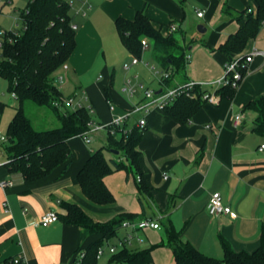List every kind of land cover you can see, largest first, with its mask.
Masks as SVG:
<instances>
[{
	"label": "crops",
	"instance_id": "1",
	"mask_svg": "<svg viewBox=\"0 0 264 264\" xmlns=\"http://www.w3.org/2000/svg\"><path fill=\"white\" fill-rule=\"evenodd\" d=\"M13 1L17 3V0H0V4ZM80 2L78 12L82 14L78 16L82 20L72 19L76 26V45L66 62L67 70L59 68L51 78L61 97L87 99L85 104L92 108L90 114L94 123L108 124L123 118L143 103L140 90L132 97L122 91L128 81L132 87L142 86L157 93L194 82L212 94L214 101L204 102L190 119L183 122L157 109L146 116H129L125 122L130 128H137V122L145 117V126L138 128L142 134L137 146L139 174L145 189H140L136 171H116L103 179L114 198L107 205L89 201L77 180V174L91 152L105 144L104 131L96 133L89 145L80 137L70 139L68 147L72 158L66 170L60 166L34 182L25 181L20 174L8 170L4 145H0V163L3 164L0 182L11 184L0 188V264L19 256L24 264H71L78 249L96 241L98 235L62 221L63 203L78 206L97 223L120 216L133 217L134 221L158 220L160 229L138 231L128 247L133 252L151 249L152 264H174L173 253L166 243L169 228L183 242L211 258L223 257L222 243L236 253L255 251L264 234V150L259 151L264 138L253 132L256 114L245 108L250 102L264 98V23L239 54L226 55L219 51L227 38L244 23L239 14L251 10L252 15H256L255 1ZM27 3H22L20 8L13 3L11 6L21 12ZM140 11L156 28L162 27L163 35L167 34L170 24L177 26L173 36L184 50V57L189 56V61L176 75L168 71L170 82L165 83L162 78L155 81L139 62L131 65L134 57L120 42L115 20L118 17L132 20ZM198 13H202V17H198ZM199 26L204 28V33L197 30ZM20 27L19 18L15 30L8 31L17 32ZM109 43L111 47H105ZM147 51L154 59L149 41L147 48L142 49L144 53ZM107 52L108 59L105 57ZM236 58L250 60L232 99H222L214 82L223 77L224 65ZM124 64L129 65L127 71L123 70ZM159 68L165 72L160 65ZM117 69L126 73L118 85L114 79ZM57 76L63 77L61 83ZM124 79H127L126 83ZM108 102L113 109H109ZM237 116L238 121L235 120ZM214 193L221 195L234 219L224 214L208 215L207 203ZM47 212H55L58 221L47 228L38 226L40 217ZM126 233L119 228L116 237L105 242L103 247L116 245ZM104 255L108 261L111 255L107 250Z\"/></svg>",
	"mask_w": 264,
	"mask_h": 264
},
{
	"label": "trees",
	"instance_id": "2",
	"mask_svg": "<svg viewBox=\"0 0 264 264\" xmlns=\"http://www.w3.org/2000/svg\"><path fill=\"white\" fill-rule=\"evenodd\" d=\"M254 1L257 5L256 15L247 11L239 14L244 23L219 47L223 54H239L248 39L257 35L264 23V0ZM70 8L65 0H29L20 12V29L14 33L7 32L0 50V78L6 82L8 93L16 96L17 102L6 128L4 150L8 162L5 166L28 182L40 180L60 166L65 171L72 158L68 141L88 131L92 122V115L85 107L72 111L53 106L61 94L53 85L52 74L67 62L76 45V30L72 29ZM114 24L121 44L132 57L140 58L141 41L147 39L152 46L155 62L165 72L171 70V74L176 75L184 69V50L178 46L173 33L163 35L162 27L156 28L143 12H137L132 20L118 17ZM239 71L244 75V69ZM235 90L229 86L221 87L218 93L222 99L230 100ZM191 93V97L184 95L177 98L164 111L178 122L190 119L206 102L203 99L206 92L201 87H194ZM27 103L51 110L58 126L36 130L25 112ZM5 106L0 102V113ZM245 109L256 114L253 132L264 138V98L250 102ZM121 130H127V133L120 130H115V136L105 133V144L91 152L77 174L83 195L96 205H107L114 201L103 182L106 176L121 170L140 173L137 146L142 133L136 127H128L126 122ZM112 152H118V155ZM138 185L140 189H145L140 174ZM62 208L65 214L61 219L65 224L99 236L86 248L76 251L75 257L84 253L81 264H97L98 249L116 237L122 222L133 220V217L120 216L106 223H97L74 204L63 203ZM166 243L173 253L174 264H264V234L260 246L251 253H236L222 243L221 259L208 257L183 242L172 228L167 231ZM150 252L151 249L133 252L125 247L111 255L107 263L152 264ZM12 259L6 264H10Z\"/></svg>",
	"mask_w": 264,
	"mask_h": 264
},
{
	"label": "built area",
	"instance_id": "3",
	"mask_svg": "<svg viewBox=\"0 0 264 264\" xmlns=\"http://www.w3.org/2000/svg\"><path fill=\"white\" fill-rule=\"evenodd\" d=\"M248 13H251V10H248ZM202 13H198V17H202ZM73 30H76V26H72ZM177 30V26L175 24H170L168 26V33H174ZM8 31L0 29V50L2 48V42L3 38L7 35ZM13 32V31H12ZM14 33V32H13ZM142 49L147 48L148 41L147 39H143L141 41ZM250 59L248 58H236L227 64L224 65V75L220 80H217L214 82V85L217 88L221 87H227L229 86L232 89H237L243 75L240 73V69H244L246 67L247 62ZM185 61H189V56H185ZM139 62V59L134 57L131 60V65H135ZM129 67L128 64H124L123 68L127 70ZM63 70H67V65L64 63L61 67ZM171 74L169 72L162 73V81L168 80L170 78ZM58 82L63 81L62 76L56 77ZM198 86L194 82H189L180 86H177L176 88L167 89L165 91H160L159 93L155 92L154 90L143 88L142 86H139V88L132 87L130 85V82L128 81L125 86L123 87L122 91L126 93L127 96L132 97L134 96L139 90L142 92L143 96V103L136 106L134 109H132L126 116L123 118H119L116 120L111 121L108 124H97L93 121L89 123V129L85 133H83L80 138L85 144H91L93 140V136L98 133L104 131L105 133L109 132L110 135L115 136L116 131L120 130L122 133H127V130H121L122 125L124 124L125 120L133 115V114H143L144 116L148 115L153 110H161L164 111L167 107L171 106L175 100L181 96L191 97L192 93L191 91L194 89V87ZM11 98L16 100V96L14 94H11ZM203 99L207 102H213L214 96L212 94L205 93L203 95ZM87 102L86 98L77 99L74 97H67L56 100L53 102V106L57 109L63 110H77L81 108H87V110L92 113L91 106H87L85 103ZM109 109H113V105L108 102ZM239 116L235 118L236 121H238ZM137 128L142 129L145 126V117L141 118L137 124ZM0 140L6 143V138L0 137ZM264 150V145H262L259 149V151ZM3 164L0 163V166ZM164 179H167V176H163ZM11 184L9 182H0V188H6L10 186ZM207 213L209 216H219V215H228L230 218L234 219L235 216L231 212V209L223 204L222 197L219 193H214L211 195L208 203H207ZM58 221V215L55 212H47L43 214L39 221L37 222V225L43 228H47L50 225L56 223ZM121 229H124L127 231V233L120 238L118 243L116 245H108L106 249L104 247H101L98 249L96 254V259L100 260L103 256L105 251L107 250L109 255H113L117 253L118 250L130 247L132 244L133 239L135 238V234L138 231H145V230H158L160 229V225L158 220L146 218L139 221H124L122 222ZM84 257V253H79L74 258V261L71 262V264H81L82 259ZM10 264H24L22 261V258L16 257L11 260Z\"/></svg>",
	"mask_w": 264,
	"mask_h": 264
},
{
	"label": "rangeland",
	"instance_id": "4",
	"mask_svg": "<svg viewBox=\"0 0 264 264\" xmlns=\"http://www.w3.org/2000/svg\"><path fill=\"white\" fill-rule=\"evenodd\" d=\"M65 1L71 7L70 8L71 18L73 20H76V22H78V20H82V17H79L82 13L78 12L81 10L80 0H65ZM12 3L14 5L17 4V7L20 8L21 5L27 3V0H17V3L13 1L11 2V4H6V3L0 4V10H1L0 29L5 30V31L15 30L14 29L15 23L17 19L20 18L19 10H13L11 6ZM105 47L110 48L111 47L110 43L107 46L105 44ZM147 52L148 53H144V52L141 53V56L139 58L140 59L139 65L145 68L147 73L151 74V76L155 79V81H158L162 76V70L159 68V64H157L155 60L152 59L150 55H148L149 51ZM105 57L106 59H108V52L105 54ZM100 59L104 62V58L102 55H100ZM99 62L101 61L99 60ZM123 70L127 71L124 68ZM123 70L120 71L119 69H117L115 72L114 79L116 80L117 85L119 82L122 81L123 76H125L126 74ZM112 72L113 71L111 68L110 75L112 74ZM134 81L136 82V80L133 79V82ZM126 82H127V79H124V83ZM0 102L6 105L3 111L0 113V137L6 138V128H7L6 126L15 112V109L17 107V102L11 98V94H9L7 91V84L1 78H0ZM25 112L36 130L53 129L58 126V122H57L55 114L49 109L40 108L31 103H27L25 105ZM4 144L5 143L0 140V145L3 146ZM106 258L107 256L104 255V257L101 258L97 264H106L107 263Z\"/></svg>",
	"mask_w": 264,
	"mask_h": 264
},
{
	"label": "water",
	"instance_id": "5",
	"mask_svg": "<svg viewBox=\"0 0 264 264\" xmlns=\"http://www.w3.org/2000/svg\"><path fill=\"white\" fill-rule=\"evenodd\" d=\"M197 30H198L199 32H201V33H204V32H205L204 28H202L201 26H199V27L197 28ZM112 153L115 154V155H118V152H112Z\"/></svg>",
	"mask_w": 264,
	"mask_h": 264
}]
</instances>
